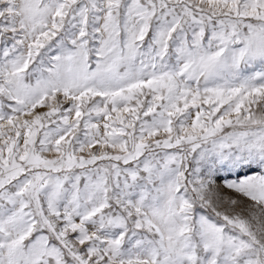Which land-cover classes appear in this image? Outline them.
Returning <instances> with one entry per match:
<instances>
[{
    "label": "snow or ice",
    "instance_id": "1",
    "mask_svg": "<svg viewBox=\"0 0 264 264\" xmlns=\"http://www.w3.org/2000/svg\"><path fill=\"white\" fill-rule=\"evenodd\" d=\"M0 264H264V0H0Z\"/></svg>",
    "mask_w": 264,
    "mask_h": 264
}]
</instances>
